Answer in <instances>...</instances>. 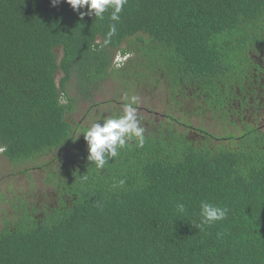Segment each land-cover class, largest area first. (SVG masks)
<instances>
[{
    "label": "trees",
    "instance_id": "16d2710c",
    "mask_svg": "<svg viewBox=\"0 0 264 264\" xmlns=\"http://www.w3.org/2000/svg\"><path fill=\"white\" fill-rule=\"evenodd\" d=\"M112 12L0 0V166L58 161L45 201L22 191L10 213L0 192V264H264V124L230 111L243 94L254 107L264 0H125L118 21ZM110 81L112 98L152 83L192 92L221 129L191 139L193 123L137 114L143 146L128 141L99 169L83 132L122 114L97 101ZM202 201L226 218L201 227Z\"/></svg>",
    "mask_w": 264,
    "mask_h": 264
},
{
    "label": "rangeland",
    "instance_id": "374dc122",
    "mask_svg": "<svg viewBox=\"0 0 264 264\" xmlns=\"http://www.w3.org/2000/svg\"><path fill=\"white\" fill-rule=\"evenodd\" d=\"M118 87L121 90V86H118L113 81L108 82L105 86V90H103V92L98 95L97 101L105 104V101L107 99H111V102L109 104H113V106L115 107L118 106L123 109V105L125 103H131L132 98L135 97L136 99H135V103H133V107L137 108V114L148 118L147 120L149 121L156 119V121L166 120L169 121V123H172V118L176 117L179 118L180 119L179 121L184 123L185 125L186 124L190 125L193 123V126L197 128L203 125V127L206 129H212L211 132H214L218 129L212 127V120L210 115L206 117L202 116L205 117L200 119V121L205 119L202 123L199 122V119L194 118L192 116L191 112H195L197 114L207 113L206 111L203 112V110L200 109V106L198 104L194 103V106L191 108V111L187 110L188 108L182 106L184 100L183 95L181 96L180 94H176L175 91H171L169 88L163 85L154 86L153 83L148 84L145 86L148 93L145 92V94H142L141 86L139 88H130V89L126 88L125 92L123 91V95L125 96V98L124 96L119 98L117 96H114L112 98V93H115L117 91L116 88ZM191 94L192 92H190L189 95L190 101L193 100L192 99L193 95L191 96ZM255 96L257 97L256 98L257 101H261V99L258 98L257 93H255ZM88 109H89L88 105L87 106L83 104L80 105L79 111L75 116L77 121H81L83 113L88 111ZM143 109L147 111L151 110L154 113L158 114V116H156L155 114L154 115L147 114L146 112H144L143 114L141 113V110ZM194 109L195 111H193ZM96 111L97 109L94 111L92 110V112H96ZM260 113L262 114V117H260L261 118L260 124H264V110L260 111ZM115 114H117V112H115ZM92 123L90 121H86L85 124L91 126ZM190 132L201 137H206L204 133L193 128L190 130ZM223 133L225 132L223 131ZM191 139L194 138L192 137ZM205 140L206 142L209 140L212 141L210 138H206ZM213 141H215V143L218 144L216 140ZM44 167L45 169H40L38 166H36L33 167L32 170H30L31 172L29 174H25V173L22 174L21 169L19 170L18 168L16 169L11 168L8 161L4 160L2 162L0 166L1 169L0 192L5 197L3 204L5 206V209L9 210L10 213H12L10 206H7V204L5 205V202L7 200H10L11 197L20 195L19 193H21L22 191L27 192L28 196L34 199L33 203H36L38 202V200H40L37 199L38 197L37 192H39V194L41 195L40 197L42 199L40 201L44 200L43 196L45 194L42 195L44 192H48V195L49 193H52L51 188L54 189V186L56 184L51 182L53 177L52 173H54L55 169L58 168V161ZM13 170H16V173L14 175L12 174V172H14ZM30 180H32V182ZM44 181L47 184L44 183ZM1 200L2 199H0V202ZM0 213H2L0 215V226H2L1 225L2 219L5 217V215L3 214V212Z\"/></svg>",
    "mask_w": 264,
    "mask_h": 264
},
{
    "label": "clouds",
    "instance_id": "9594fccd",
    "mask_svg": "<svg viewBox=\"0 0 264 264\" xmlns=\"http://www.w3.org/2000/svg\"><path fill=\"white\" fill-rule=\"evenodd\" d=\"M60 0H52L53 6L59 3ZM66 2L78 11L87 6L90 13H94L96 18H103V15L111 7L113 9L111 19L113 21L119 20V13L123 9L125 0H66ZM83 17L84 13H80ZM116 32L115 24L110 26V33ZM135 97L132 98L131 103L123 105L122 114L103 119V123L98 121L83 132L84 139L88 146L87 159L99 169H103L112 158L117 157L118 151L125 147L128 141L139 139L140 146H143L144 128L141 127L137 108L133 107ZM123 183V181H121ZM178 213L186 211L183 203L176 205ZM228 209L202 201L200 204L201 227L204 224H212L217 221L224 220L227 216ZM195 227H197L195 225Z\"/></svg>",
    "mask_w": 264,
    "mask_h": 264
},
{
    "label": "flooded vegetation",
    "instance_id": "af4514ba",
    "mask_svg": "<svg viewBox=\"0 0 264 264\" xmlns=\"http://www.w3.org/2000/svg\"><path fill=\"white\" fill-rule=\"evenodd\" d=\"M255 57V63H256V68L253 69L254 72H253V75H252V79H254L255 81V84L257 85V89H256V93L258 95V98L261 99V101H257L256 100V96L254 98H251V102H253L254 104V107H251V105L247 102V97L244 96L243 94V103H241V101H239L238 103L239 104H235L234 105V108H231V116H236L234 119L238 122H241L243 123V121H245L249 115H251L253 121H258V123H261V118L262 117V114L260 113V111H263L264 110V53L263 54H258V55H254ZM263 97V98H262ZM194 103H197V101L195 100V98L190 101V100H187V101H183V106L186 107V108H192L194 106ZM236 103V102H235ZM234 109V110H232ZM191 111V109H190ZM195 111V109L193 110ZM144 112H146L147 114H155L156 116H158V114L154 113L153 111L149 110H141V113L144 114ZM192 114H195L194 117L199 119L200 120V117H202L201 115L202 114H197L195 112H191ZM204 114V113H203ZM204 116H208V115H205ZM203 117V118H205ZM148 119V118H146ZM230 120V119H229ZM152 121H156V119L152 120ZM152 121H149L150 124H152ZM218 120L216 118V121L212 124V127L213 128H218L217 130H220L221 128L218 126L217 124ZM147 123V124H149ZM201 128L204 129L203 125L200 126ZM199 128V127H198ZM197 127H195L194 129L198 130ZM244 129V128H243ZM210 133H212L211 135L212 136H215L217 135L214 131V132H211L212 129H207ZM198 131H201L202 133H204L203 131L204 130H198ZM190 137H197V138H204V137H201V136H198V135H195L193 133L190 132ZM222 140H226L225 138L222 139L221 137H218V141L217 142H222Z\"/></svg>",
    "mask_w": 264,
    "mask_h": 264
}]
</instances>
